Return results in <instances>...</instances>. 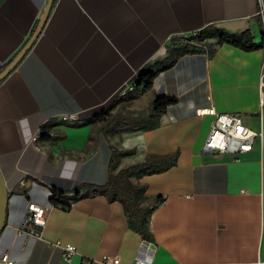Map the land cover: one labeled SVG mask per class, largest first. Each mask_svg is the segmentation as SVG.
Instances as JSON below:
<instances>
[{"label":"crops","instance_id":"crops-1","mask_svg":"<svg viewBox=\"0 0 264 264\" xmlns=\"http://www.w3.org/2000/svg\"><path fill=\"white\" fill-rule=\"evenodd\" d=\"M46 1L0 0V71L33 33ZM260 6L264 0H55L33 45L0 81V173L8 191L0 256L12 264H105L99 260L109 254L132 264L143 239L121 203L83 196L86 186L105 183L115 146L131 151L115 170L148 153H177L168 169L132 178L148 199L164 197L149 218L152 264H264V142L240 154L204 153L214 114H200L240 112L258 128L264 46L222 42L210 54L179 55L130 98L176 97L154 128L97 133L92 117L128 99L143 66L165 65L168 46L209 24L249 29L260 41ZM72 112L77 120L62 119ZM39 128L45 133L35 136ZM53 192L68 205H52ZM30 201L50 206L36 232L21 228ZM56 242L75 246L68 262Z\"/></svg>","mask_w":264,"mask_h":264},{"label":"trees","instance_id":"trees-1","mask_svg":"<svg viewBox=\"0 0 264 264\" xmlns=\"http://www.w3.org/2000/svg\"><path fill=\"white\" fill-rule=\"evenodd\" d=\"M54 2L55 0H53L52 6ZM187 37L168 46L169 61L165 65L162 62H154L143 66L138 71L126 98L136 97L148 91L152 86L155 74L172 64L183 53L207 50L210 54L214 51L213 46L222 42L230 43L243 50H253L264 46V33L260 41H255L249 29L229 32L215 24H209L195 35L190 34ZM175 101V96L157 95L149 102L147 109L138 114H133L130 110L112 113V106L104 108L92 116L95 121L99 122L95 132L107 134L109 132L130 131L135 128L142 130L154 128L159 125L160 116L165 112L167 106ZM40 130L41 134L45 133L42 128ZM130 152V150H120L111 146L110 169L105 183L95 187L86 186L87 191L83 196L101 194L108 201L120 202L129 228L137 232L142 239L153 241V235L149 228V218L155 207L164 200V197L155 195L148 199L144 194L145 185L132 181V178L137 179L146 174L168 169L176 164L177 153L165 155L148 153L142 161L115 170L114 161ZM50 202L54 206L61 207H66L69 203L62 193L56 192L51 194Z\"/></svg>","mask_w":264,"mask_h":264},{"label":"built area","instance_id":"built-area-1","mask_svg":"<svg viewBox=\"0 0 264 264\" xmlns=\"http://www.w3.org/2000/svg\"><path fill=\"white\" fill-rule=\"evenodd\" d=\"M257 13L264 15V7L260 6ZM198 31L191 34L195 35ZM190 35V34H189ZM259 85L263 89L260 98V108L258 115V128L253 129L247 126L242 119L240 112H224L214 113L211 109H204L200 114L213 113L214 117L210 126V130L201 146L204 153H232L240 154L251 150L253 144L257 141L262 147L264 142V71L260 76ZM129 86L128 90L131 89ZM79 118L75 112L65 113L63 120L74 121ZM40 128L35 136L40 135ZM34 136V137H35ZM50 206L40 205L34 201L28 202L26 214L21 222V228L28 232H36L37 228L44 226L46 221V213ZM62 248L63 260L68 262L75 253L76 248L73 244L55 243ZM141 253L133 259L132 264H152L153 262V241L141 240ZM89 259H85L82 264H89ZM105 264H118L117 256L103 254L99 260ZM12 260L8 259L6 254L0 256V264H12Z\"/></svg>","mask_w":264,"mask_h":264},{"label":"water","instance_id":"water-1","mask_svg":"<svg viewBox=\"0 0 264 264\" xmlns=\"http://www.w3.org/2000/svg\"><path fill=\"white\" fill-rule=\"evenodd\" d=\"M53 0H47L44 7L42 8L36 27L27 39L25 44L20 48V50L14 55V57L8 62V64L0 71V81L18 64V62L23 58L26 52L33 45L39 34L41 33L45 22L49 16L50 10L52 8ZM7 188L5 180L0 173V231L4 226L6 205H7Z\"/></svg>","mask_w":264,"mask_h":264},{"label":"rangeland","instance_id":"rangeland-1","mask_svg":"<svg viewBox=\"0 0 264 264\" xmlns=\"http://www.w3.org/2000/svg\"><path fill=\"white\" fill-rule=\"evenodd\" d=\"M189 36V35H187ZM184 37L183 39H186L188 37ZM148 107V104L144 100H130V98L123 100L118 105L114 106L112 110L116 112H125L127 110H130L133 114H138L142 110H146Z\"/></svg>","mask_w":264,"mask_h":264}]
</instances>
